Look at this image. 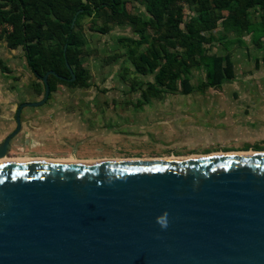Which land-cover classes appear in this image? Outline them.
Segmentation results:
<instances>
[{"label": "water", "instance_id": "water-1", "mask_svg": "<svg viewBox=\"0 0 264 264\" xmlns=\"http://www.w3.org/2000/svg\"><path fill=\"white\" fill-rule=\"evenodd\" d=\"M0 264H264V151L0 162Z\"/></svg>", "mask_w": 264, "mask_h": 264}, {"label": "rangeland", "instance_id": "rangeland-1", "mask_svg": "<svg viewBox=\"0 0 264 264\" xmlns=\"http://www.w3.org/2000/svg\"><path fill=\"white\" fill-rule=\"evenodd\" d=\"M123 2L142 19L149 16L148 0ZM194 14L185 5V18ZM263 16L264 8L250 9L253 24ZM103 26L95 13L82 14L76 26L84 40L79 58L88 86L56 82L44 103L31 105L44 98L45 84L30 68L23 45L8 47L4 29L10 26L0 24V143L16 129V113L24 104L22 127L7 157L89 160L264 151V45L254 43V30L225 28L220 20L206 48L208 54L229 56L231 77L206 86L200 64L188 75L192 92L166 91L157 98L143 95L157 71L137 73L127 57L123 38L139 37L134 24L110 23L101 32Z\"/></svg>", "mask_w": 264, "mask_h": 264}, {"label": "trees", "instance_id": "trees-1", "mask_svg": "<svg viewBox=\"0 0 264 264\" xmlns=\"http://www.w3.org/2000/svg\"><path fill=\"white\" fill-rule=\"evenodd\" d=\"M185 5L195 12L187 19ZM254 6L264 8V0H148L149 16L142 19L129 12L123 0H0V24L10 26L4 29L8 47L23 45L37 77L53 70L69 78L68 64L72 69L75 65L73 81L49 74L52 91L56 82L88 86L79 58L84 40L76 29L82 14H97L104 23L101 32H107L110 23H133L139 37L123 38L127 57L137 73L157 71L155 82L148 83L143 95L160 98L166 91L192 92L188 75L200 64L206 68V86H219L231 77L229 56L208 54L206 48L214 40L209 32L220 20L225 28L254 30L253 41L262 47L264 16L259 24H253L250 9ZM225 9L227 15L222 14ZM142 44L146 47L140 51Z\"/></svg>", "mask_w": 264, "mask_h": 264}, {"label": "bare ground", "instance_id": "bare-ground-1", "mask_svg": "<svg viewBox=\"0 0 264 264\" xmlns=\"http://www.w3.org/2000/svg\"><path fill=\"white\" fill-rule=\"evenodd\" d=\"M255 150H244V151H229V152H213V153H209V154H202V155H226V154H241V153H247V152H252ZM201 155V156H202ZM176 155H172V156H163V157H155V158H164V157H174L175 158ZM190 156V155H189ZM192 156V155H191ZM193 156H200V155H193ZM177 157V156H176ZM144 158H149V159H155L154 157H144ZM103 159H114V160H129V159H137V158H123V157H119V158H103ZM103 159H89V160H85V159H79L76 156H70L68 158H46V157H31V156H19V157H5V158H0V162H14V161H31V160H44V161H53V162H66V161H94V160H103Z\"/></svg>", "mask_w": 264, "mask_h": 264}, {"label": "flooded vegetation", "instance_id": "flooded-vegetation-1", "mask_svg": "<svg viewBox=\"0 0 264 264\" xmlns=\"http://www.w3.org/2000/svg\"><path fill=\"white\" fill-rule=\"evenodd\" d=\"M18 134V133H17ZM16 134V135H17ZM13 139V138H12ZM12 146V145H11ZM10 150H11V147H10V149H9V151H8V154H9V152H10ZM27 156V155H26ZM19 157V156H18ZM31 157H49V156H31Z\"/></svg>", "mask_w": 264, "mask_h": 264}, {"label": "crops", "instance_id": "crops-1", "mask_svg": "<svg viewBox=\"0 0 264 264\" xmlns=\"http://www.w3.org/2000/svg\"><path fill=\"white\" fill-rule=\"evenodd\" d=\"M72 156H73V155H72ZM49 157H51V156H49ZM77 158H78V157H77ZM93 159H103V158L100 157V158H93Z\"/></svg>", "mask_w": 264, "mask_h": 264}]
</instances>
